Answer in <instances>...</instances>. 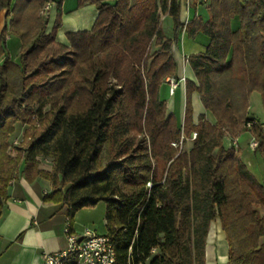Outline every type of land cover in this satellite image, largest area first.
<instances>
[{"label":"trees","instance_id":"trees-1","mask_svg":"<svg viewBox=\"0 0 264 264\" xmlns=\"http://www.w3.org/2000/svg\"><path fill=\"white\" fill-rule=\"evenodd\" d=\"M49 1L0 0V212L23 163L28 180L50 181L44 201L61 202L70 223L104 202L114 264H204L215 219L228 264H264V181L224 145L248 132L264 160V121L247 115L253 91L264 106V0H208L207 20L186 23L184 0H79L95 3L98 15L89 31L67 34L69 46L55 41L59 12L46 31L40 10ZM162 14L172 20L170 37ZM182 32L208 42L187 56L196 82L184 81L179 124L159 88L176 78ZM9 34L20 40L17 60ZM194 91L214 122L205 114L193 122ZM16 123L25 125V145L11 144ZM193 131L189 149L174 146Z\"/></svg>","mask_w":264,"mask_h":264},{"label":"crops","instance_id":"crops-1","mask_svg":"<svg viewBox=\"0 0 264 264\" xmlns=\"http://www.w3.org/2000/svg\"><path fill=\"white\" fill-rule=\"evenodd\" d=\"M105 1L114 2V0ZM134 3L135 0H129L130 5ZM48 5L46 31L51 30L59 12L61 24L56 30L55 41L66 46H69L68 33L89 31L98 15V8L92 2L81 4L79 0H50ZM168 17L167 14H162L160 22L162 18L168 20ZM194 17L207 20L206 6L192 3L186 8L184 3L181 7V20L189 21ZM231 27L232 29L238 27L236 18H232ZM207 42L208 37L204 34L198 33L192 39L185 32L180 33L177 43L173 45V53L177 63L176 78L184 77V79H191L196 82L194 73L187 62V56L204 52ZM19 44L18 38L12 42V50H9V53L13 60H17ZM166 86L167 92L162 89ZM168 88V84L163 81L159 88V97L165 101L167 112L172 113L177 122L181 124L185 97L184 82L180 83L173 94H169ZM191 105L193 122H197L200 114H205L209 121L214 122L212 115L205 111L199 95L195 91L191 93ZM260 121L262 122L264 119ZM240 147L243 152L241 159L259 181H264V161H262L261 155L254 153L247 146L242 145ZM251 160H256V163L254 164ZM51 165L49 158L40 160V168L42 169L49 171ZM22 169L23 163L19 166L16 178L8 185V196L0 212V264H43V253L66 247L64 226L66 225L67 214L64 205L61 202L44 201V196L49 195L52 191L50 181L40 176L28 180ZM97 205L83 207L74 214L71 219L73 231L80 233L85 228H89L100 234L106 232L105 207L103 212L104 231L98 232L96 228H91L89 225L92 212ZM204 264H228V244L218 219L211 221L206 235Z\"/></svg>","mask_w":264,"mask_h":264},{"label":"built area","instance_id":"built-area-1","mask_svg":"<svg viewBox=\"0 0 264 264\" xmlns=\"http://www.w3.org/2000/svg\"><path fill=\"white\" fill-rule=\"evenodd\" d=\"M186 8L193 4H207L208 0H184ZM49 9L48 3L40 10V14L47 15ZM184 23L187 20L183 21ZM168 84L169 94H173L180 83L184 82V77L174 78L172 76L166 77L164 80ZM32 117H36L32 115ZM251 122L247 123L249 126ZM196 137V132H191L189 139L192 141ZM186 137L182 134L180 139L174 146L181 149L183 141ZM227 147L234 150L239 146L238 137H225ZM20 139L14 137L11 140L12 145H19ZM258 142L251 138L249 141L250 148L254 149ZM26 147V146H25ZM149 185V183H148ZM64 233L66 236V247L61 250L52 252H45L42 255L43 264H114L115 255L112 243L109 241L105 234L97 233L93 229L85 228L82 232L78 233L72 230L70 219L67 215L66 225L64 226Z\"/></svg>","mask_w":264,"mask_h":264},{"label":"rangeland","instance_id":"rangeland-1","mask_svg":"<svg viewBox=\"0 0 264 264\" xmlns=\"http://www.w3.org/2000/svg\"><path fill=\"white\" fill-rule=\"evenodd\" d=\"M161 24H162L161 26H162V30H163L164 35L166 37H170L172 35V20H171V18L168 17V20L165 19V18H162ZM16 38H18V37H16L15 35H12V34H9V38H7V46H8L10 51L12 50V42ZM150 49L151 50L155 49L153 44H151V48ZM162 89H165L166 92H167V86L163 87ZM169 97H171V96H169ZM47 108L48 107L46 106L43 110L45 111V110H47ZM247 115H249V116L253 115L255 118L260 119V120L264 119V106H262L260 93L257 92V91H253L250 94V96H249V108L247 110ZM178 123L180 124V122H178ZM24 129H25V125H23V124L20 125L18 123L15 124L14 135L18 139H20L19 145H25L27 140H28V138L24 139V137H23V130ZM227 137H230V136L227 135ZM238 137H239V140H238L239 146L237 147L236 152L239 153L240 156H241V155H243V152H242V149H241L240 146L244 145V146H247L250 149V146H249L248 142L250 140V137H252V135L250 133H248V132H243ZM191 145H192V141L189 139V136H188L183 141L181 149L187 150V149H189L191 147ZM224 145L227 147L226 139L224 141ZM251 161L254 164L256 163V160H251ZM262 161H264V160H262ZM97 204L98 205L96 206V209L93 210V212H92V218H91V221H89V225H90L91 228H96V230L98 232H103L104 231L103 212H104L105 204H104L103 201H100ZM262 241H264V239H262Z\"/></svg>","mask_w":264,"mask_h":264}]
</instances>
